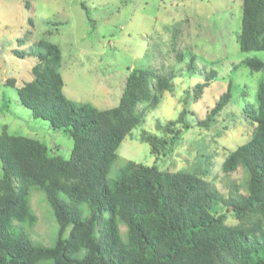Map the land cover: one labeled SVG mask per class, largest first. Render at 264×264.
Wrapping results in <instances>:
<instances>
[{
    "label": "trees",
    "instance_id": "trees-1",
    "mask_svg": "<svg viewBox=\"0 0 264 264\" xmlns=\"http://www.w3.org/2000/svg\"><path fill=\"white\" fill-rule=\"evenodd\" d=\"M241 9L240 50L264 51V0H242ZM38 45L42 50L36 52L32 78L17 88L19 100L52 130L69 135L73 146L64 158L55 152L56 145L2 125L0 264H264V80L257 108L244 110L245 120L254 125L251 138L222 163L226 175L243 170L240 188L245 193L236 186L237 192L224 196L202 169L209 162L206 142L199 148L193 144L198 154L186 170L161 169L156 163L174 153L194 125L202 129L215 121L232 98V82L197 123L188 121L194 111L184 106L176 119L157 120V132L143 129L141 140L155 157L147 165L122 160L119 148L165 92H174L175 72L133 68L119 103L103 109L68 98L60 46L44 40ZM194 57L191 52L187 71L194 69ZM243 62L264 72V59L247 56ZM216 74L210 71L195 85V99ZM7 84L16 86V79ZM116 166L118 177L108 180ZM34 187L44 192L59 225L53 245L26 234V227L38 223L31 208ZM228 209L235 224L227 222Z\"/></svg>",
    "mask_w": 264,
    "mask_h": 264
},
{
    "label": "rangeland",
    "instance_id": "rangeland-1",
    "mask_svg": "<svg viewBox=\"0 0 264 264\" xmlns=\"http://www.w3.org/2000/svg\"><path fill=\"white\" fill-rule=\"evenodd\" d=\"M241 5L242 0H0V132L7 124L10 132L38 137L56 145L57 154L70 156L72 138L52 130L48 121L35 118L17 93L18 86L32 78L36 52L42 50L40 40L58 44L62 50L60 71L66 96L98 108L119 103L124 81L133 68L175 72L174 92H165L145 123L124 139L119 148L122 160L154 164L155 157L149 144L141 140V131L157 132V120L176 119L184 106L194 111L188 121L197 123L232 82V98L215 121L202 129L194 125L175 152L162 156L156 164L161 169L186 170L195 163V148L206 142L209 162H204L202 169L207 170L205 177L212 188L224 196L237 192L236 186L245 193L240 188L243 170L228 175L222 170L225 157L251 138L254 125L245 120L244 110L257 108L259 85L264 80L263 70H251L243 62L247 56L264 59V51L240 50ZM191 52L195 67L187 71ZM210 71L216 76L195 99L193 88L204 82ZM8 79H16V86L8 85ZM195 165L202 163L196 161ZM118 175L116 166L108 180ZM31 208L38 223L26 227V234L35 242L53 245L59 225L44 192L35 187ZM227 213V222L235 224L233 213L229 209Z\"/></svg>",
    "mask_w": 264,
    "mask_h": 264
}]
</instances>
